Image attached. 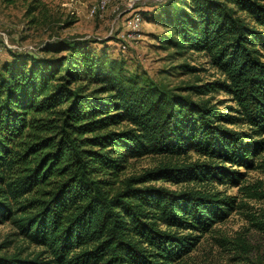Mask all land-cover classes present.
Segmentation results:
<instances>
[{
	"label": "trees",
	"instance_id": "16d2710c",
	"mask_svg": "<svg viewBox=\"0 0 264 264\" xmlns=\"http://www.w3.org/2000/svg\"><path fill=\"white\" fill-rule=\"evenodd\" d=\"M162 13L170 30L159 36L163 46L206 52L222 79L178 92L78 37L46 44V56L11 52L0 63V222L10 219L44 247L30 257L0 254V264H178L229 215L234 199L217 189L151 182L235 184L238 166H256L264 151V1L181 0ZM217 90L236 113L202 97ZM237 123L248 130L228 126ZM189 151L204 159L120 178L129 158Z\"/></svg>",
	"mask_w": 264,
	"mask_h": 264
},
{
	"label": "rangeland",
	"instance_id": "374dc122",
	"mask_svg": "<svg viewBox=\"0 0 264 264\" xmlns=\"http://www.w3.org/2000/svg\"><path fill=\"white\" fill-rule=\"evenodd\" d=\"M177 1L181 0H0V63L10 58L11 52L46 56L48 53L41 51L46 44L78 37L87 40L91 50L123 60L127 71L188 94L187 84L222 79L224 75L211 65L206 52L191 49L175 52V48L163 46L159 36L170 30L164 25V18L162 21L158 18L163 16L165 4ZM246 20L252 24L248 17ZM261 51L264 60V49ZM183 62L196 68L186 72L177 66ZM202 97L223 112L236 113L235 102L222 90ZM228 126L248 130L244 123ZM195 159L204 157L189 151L179 157L148 154L129 158L120 178L166 161L181 163ZM255 165L249 169L238 166L243 175L235 184L198 180L151 182L177 190L217 189L234 199L229 215L204 232L178 264L264 263V230L259 224L264 219V151L256 156ZM43 248L26 239L10 219L0 222V254L16 252L20 257H30ZM41 256L48 253L42 251Z\"/></svg>",
	"mask_w": 264,
	"mask_h": 264
}]
</instances>
